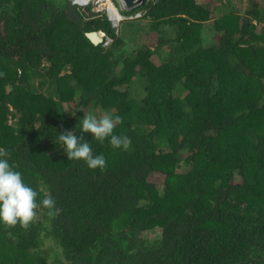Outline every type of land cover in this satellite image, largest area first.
<instances>
[{
	"label": "trees",
	"instance_id": "1",
	"mask_svg": "<svg viewBox=\"0 0 264 264\" xmlns=\"http://www.w3.org/2000/svg\"><path fill=\"white\" fill-rule=\"evenodd\" d=\"M137 6L116 27L72 0H0V148L58 209L0 225V264H264V0ZM86 111L131 138L85 134L103 170L55 142Z\"/></svg>",
	"mask_w": 264,
	"mask_h": 264
},
{
	"label": "clouds",
	"instance_id": "2",
	"mask_svg": "<svg viewBox=\"0 0 264 264\" xmlns=\"http://www.w3.org/2000/svg\"><path fill=\"white\" fill-rule=\"evenodd\" d=\"M110 1L114 5L116 4L114 2H118L117 0H114V2ZM122 1L125 7L133 6L136 3L134 0H129L131 1L130 3H127L125 0ZM73 3L78 6L91 5V7L103 3L101 6H104L105 12H102L103 9L97 12L99 14H107L112 24L116 27L118 26L116 22H120L121 19H124V16L127 18V15H129L121 12V10L129 8L120 9L115 5L118 11H110L102 0L73 1ZM133 10H129L132 12V14L130 13L131 17H141L144 13V10L137 8ZM137 11L141 13L136 15ZM114 12H117V15H114ZM105 36V32L102 31V42L106 46ZM75 113L76 111L73 112V115ZM120 121L121 117L113 114L111 111L100 116L86 111L83 116L78 118V123L74 128L58 133L55 142L60 144L68 160H82L89 169L103 170L107 166V158L103 153L94 152L93 142H89L85 138V134L91 133L93 141L103 143L107 140L112 148L126 150L131 145V138L127 135L117 134L114 131ZM77 130L80 132L79 135L76 134ZM41 206L48 210L49 215H55L58 211L56 200L51 191L45 188L36 189L26 184L22 173L10 162L7 150L0 148V225L15 226L19 224L21 227L27 228L33 222L37 209Z\"/></svg>",
	"mask_w": 264,
	"mask_h": 264
},
{
	"label": "rangeland",
	"instance_id": "3",
	"mask_svg": "<svg viewBox=\"0 0 264 264\" xmlns=\"http://www.w3.org/2000/svg\"><path fill=\"white\" fill-rule=\"evenodd\" d=\"M74 2H76V1H78V0H73ZM72 1V2H73ZM82 1V0H81ZM107 1L108 0H103L102 2H104V4L105 5H107ZM113 2H114V0H112ZM118 2H114V3H116L115 5H117V7L118 8H120V9H127V8H129V9H127V10H135V8H137V7H135L136 5H138L139 4V2H140V0H134L136 3H134L133 4V6H130V7H125V4L123 3V1L122 0H117ZM111 3V2H110ZM91 4V3H90ZM101 4H103V3H100L98 6H92V10L93 11H95V12H97L98 10H101V9H103V11L102 12H105V10H104V6L102 5L101 6ZM112 4V3H111ZM111 4H109L110 5V7H111V9H112V6H111ZM80 6H84V5H80ZM108 6V5H107ZM115 8V10H113L112 9V11H117V9H116V7H114ZM133 10V11H134ZM138 13H141L140 11H137L136 12V15H138ZM114 14H117V12H114ZM132 14V13H131ZM131 14H129V15H127V18H126V16H124L123 18L128 22V21H131V20H135V19H137V18H140V17H131ZM134 14V13H133ZM124 19H121V21L120 22H118V26H120L121 24H123L125 21H123ZM114 23V22H113ZM130 22H128L127 24H129ZM148 28H150L149 26H146V31L144 32L142 29V32H143V36H142V40H141V42L143 41V42H147V43H149V44H152V43H155V40H156V36H157V33L156 32H154V31H152L151 29H148ZM128 32H130V31H128ZM119 34H121V31H119ZM137 41H138V37L137 38H135ZM126 41H127V47L128 48H130V49H132V48H134V47H136L135 45H136V43H137V41L135 42V40H127L126 39ZM135 84H134V87H133V89H132V93L134 94V95H139L140 94V91H141V89H142V87H141V85H140V83H137V82H134ZM137 97H139V96H137ZM102 114H106L105 112L104 113H102ZM101 114V115H102Z\"/></svg>",
	"mask_w": 264,
	"mask_h": 264
},
{
	"label": "water",
	"instance_id": "4",
	"mask_svg": "<svg viewBox=\"0 0 264 264\" xmlns=\"http://www.w3.org/2000/svg\"><path fill=\"white\" fill-rule=\"evenodd\" d=\"M127 3H130L131 1L125 0ZM86 36L94 43V44H99L102 42V37L100 38L98 35L97 30H92V31H87Z\"/></svg>",
	"mask_w": 264,
	"mask_h": 264
},
{
	"label": "bare ground",
	"instance_id": "5",
	"mask_svg": "<svg viewBox=\"0 0 264 264\" xmlns=\"http://www.w3.org/2000/svg\"><path fill=\"white\" fill-rule=\"evenodd\" d=\"M78 1H81V0H78ZM82 1H87V0H82ZM103 1V0H102ZM111 1L110 0H108L107 1V5H108V9L110 10V11H112V9L113 10H115V8L114 7H116L112 2V4L110 3ZM109 4H111V6H112V9H111V7H110V5ZM117 9V8H116ZM117 11H118V9H117ZM114 15H117V14H114ZM116 23H118V22H116ZM98 35H99V37L101 38L102 37V31H98Z\"/></svg>",
	"mask_w": 264,
	"mask_h": 264
},
{
	"label": "built area",
	"instance_id": "6",
	"mask_svg": "<svg viewBox=\"0 0 264 264\" xmlns=\"http://www.w3.org/2000/svg\"><path fill=\"white\" fill-rule=\"evenodd\" d=\"M105 44L107 45V44H109L110 43V41H111V38L110 37H108V36H105Z\"/></svg>",
	"mask_w": 264,
	"mask_h": 264
},
{
	"label": "crops",
	"instance_id": "7",
	"mask_svg": "<svg viewBox=\"0 0 264 264\" xmlns=\"http://www.w3.org/2000/svg\"><path fill=\"white\" fill-rule=\"evenodd\" d=\"M246 2H247V1H246ZM245 5H246V3L244 4V8L247 7V6H245Z\"/></svg>",
	"mask_w": 264,
	"mask_h": 264
}]
</instances>
